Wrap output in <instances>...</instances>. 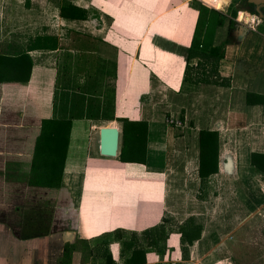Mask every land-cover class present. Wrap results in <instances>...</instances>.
I'll list each match as a JSON object with an SVG mask.
<instances>
[{
	"label": "crops",
	"instance_id": "0c3cea01",
	"mask_svg": "<svg viewBox=\"0 0 264 264\" xmlns=\"http://www.w3.org/2000/svg\"><path fill=\"white\" fill-rule=\"evenodd\" d=\"M24 1L27 6L31 3L34 7L37 2ZM53 1L57 4L54 7L58 13L54 14L56 19L49 23L30 22L28 29L39 27L43 31L33 35L29 44L23 47L18 41H14L15 46L20 47L14 56L5 60V70H2L0 60V264H57L63 246L73 242H76L77 249L72 253L71 264H81L82 239L89 240L118 227L141 231L159 223L163 202L167 204V197L150 196L152 202L145 198L146 181L149 177L159 180L164 170L173 167V179L177 177L186 183L185 172L190 171L192 159L198 157L200 129L215 130L218 133L220 171L225 156L230 155L231 162L224 165L226 172L241 171L240 175L246 172L247 178L254 186L258 182V192L262 197L260 204H264V180L260 178L264 177V174H257L250 162L253 152L264 154V20L257 27L243 24L241 21L247 20L248 16L240 11L244 18L237 19L240 21L230 26L234 37L223 42L224 55L216 64L217 74L229 81L228 85L221 86L193 83L183 79L187 63L186 56L183 55L184 48L190 45L193 36L200 8L198 5V10L194 8L192 12V6L185 7L189 3L188 0H173L170 7H163L161 3H154L149 7L145 0ZM63 1L82 9L85 17H62L59 13ZM226 1L222 8L228 4L229 0ZM96 11L101 14L100 17L94 16V19L87 20L88 14H94ZM181 11L186 12L187 16ZM257 16L261 20L264 18L260 14ZM168 24L173 31L170 39L175 43L169 45V50H165L166 44L153 43L151 35L167 38ZM260 27L261 32L258 30ZM37 35L56 37L57 48L28 50V45ZM223 43L218 42L215 36L213 45ZM73 50L80 53V58L85 63V66L79 68L84 69L81 71L82 76L75 75L67 79L68 75L65 74L59 81L60 74L67 65V59L64 60L63 56H67L66 53L71 55ZM21 52H26L32 62L26 82L16 80V61ZM82 54L95 55L94 63L97 59L99 62L102 59L110 60L113 67L110 72L106 68L103 72L96 67L87 72L85 68L90 69L91 61L87 63ZM22 59L27 66V60ZM115 60L120 66V73L117 70V87L121 82L122 89L124 88L120 99L129 111L132 109L128 106L135 102L136 98L138 100L140 96L151 92L152 100L167 99L165 102L170 104V110H165V114L161 111L163 107L156 106V101H152L149 108L137 105V110H132L136 113L135 118H131L133 121L147 123L144 163L121 162L115 160L117 156L104 158L99 154L98 147L97 153L88 150V144L92 145V138L96 133L98 136V132H94L101 127L98 124L109 121L104 118L114 113V93L112 85L107 84V78H111L116 72ZM197 61L198 58L193 57L189 59L188 64L195 66ZM89 73L93 74V77L98 73L106 76L107 82H101L100 86H107L106 89L97 86L95 94L90 89V83L95 80L83 77ZM82 88L86 105H105L106 110L110 107L106 117L89 119L79 115L78 111L64 109L66 97L81 95ZM59 91L62 92V105L58 108L56 94ZM160 94L162 96H159ZM81 97L77 99L83 106L85 101L81 100ZM163 97H166L165 100ZM74 99L72 98L71 107L78 110L73 104ZM119 109L121 108L117 107V112ZM169 112L176 123L175 126L167 124L164 119V115ZM70 115L71 130L61 175V187L50 188L31 183V176L28 175H31L33 169L28 167L32 162L41 120ZM192 131L194 135H188ZM151 152L155 158L162 159L164 170L147 163ZM92 154L99 158L97 163H92L95 156ZM128 170L135 176H129ZM82 172L86 175L90 173L95 178L89 179L85 176L84 182L81 179L80 184H76L75 174L80 175ZM160 185L161 182L153 181V191L159 190ZM89 186L102 195L91 197L90 208L82 213L84 199L90 195V192H87ZM174 188L178 190L177 186ZM115 189L116 192L121 190L123 193L131 189L137 190V195L132 196L129 202L135 205V208H120L114 214L112 205ZM64 190L71 193L72 204L76 201L74 210L71 207L64 208L67 206L65 202L56 200ZM252 196L249 198L252 199ZM154 203L163 205L150 208ZM51 211H54V217ZM73 211L76 213L71 216ZM128 211L130 213H127ZM67 214L68 217L65 216L67 218L63 220L61 215ZM67 219H71L70 227ZM202 237L204 232H201L198 240L201 241ZM198 240L187 247H193L194 251L195 246L200 243ZM110 250L113 258L118 260L119 244L111 243ZM169 252L170 250H167L161 256L154 252L147 253L146 264L167 262ZM84 264L90 263L86 261Z\"/></svg>",
	"mask_w": 264,
	"mask_h": 264
},
{
	"label": "rangeland",
	"instance_id": "374dc122",
	"mask_svg": "<svg viewBox=\"0 0 264 264\" xmlns=\"http://www.w3.org/2000/svg\"><path fill=\"white\" fill-rule=\"evenodd\" d=\"M172 1L173 0H145L147 6L149 7L150 6L152 7L154 3L155 4L161 3L160 5H162L163 7H170L171 3L173 5ZM188 1L189 3L186 4L185 7L192 6V12L194 8L198 10L197 5L201 4L208 8L219 10V12L222 13L225 22L219 28H215L216 30L214 32V38L216 36V40H218V42L221 43L225 42L228 39L230 40L234 37L231 32L232 30H230V26L228 25V19L230 17L229 14L230 11L228 7L230 6V4L232 5L234 4V7L238 8L236 12V16L234 18L236 23L240 21V20L237 21L238 13L240 11H243V13H245L244 15L248 16L247 20L241 21L243 24L253 25L257 27L258 24L261 23V18L257 16V14H250V12H248L246 8H244L243 4L239 3L241 0L238 1V3H235L234 0H229L228 4L223 8L222 6L225 3L221 2L220 0H195V1L188 0ZM55 5L57 4L53 0H37V2L35 3V7L33 6V4L31 5V3L27 6L24 0H2V3L0 4L1 7L0 60L2 64L1 65L2 70L3 69L5 70L6 67V66L3 67L5 60H8L11 56H14V54H16V51H18V47L20 46L23 47L26 44H29L31 37H33V35H36L38 32L43 31L40 30L39 27H35V29H31V28L28 29L27 25L30 24V22L39 21L41 23H44L48 21L49 23V22H53V20L56 19L54 14H58V13L54 8ZM141 10H143V8H141ZM181 12L183 14H186L187 16L186 12L184 11ZM100 15L101 14L97 11L94 14L89 13L87 20L94 19L95 17H100ZM184 20H186V17L184 18ZM261 28L262 27H260V29L258 28L260 32H261ZM166 30H167V35H166L167 38L160 37L159 35L157 36L154 34L151 35V41L157 45L166 44L164 46V49L169 50V45L172 46V44L175 42L172 41V39H170V36L172 35L173 32L170 28V25ZM151 32L150 34H152ZM15 40L18 41L19 45L20 44L21 45L15 46V42H14ZM66 55L67 56L65 55L63 56V59L64 60L67 59L68 67L66 65V68L62 70L63 72H61L60 74L61 77L59 78V81L62 79V75L65 76V74H67L68 75L67 79H68L74 77L75 75H81L82 73L81 71H84V69L79 70L80 66L82 67L85 66V63L80 58L82 56L80 55L79 52H75V50H73L71 55L69 53L68 54L66 53ZM82 55L85 56V60L87 63L91 61L89 62L91 63L89 64L90 69L85 68L87 72H90L91 69L95 67L96 69H100L103 72L105 71L106 68L107 71L110 72L111 67H113V63L110 60L102 59L99 62L97 59L96 60L97 62L94 63L96 57L95 55L93 54L92 55L82 54ZM119 67L120 66L118 65V61L115 60L114 63V68L116 70L115 75H112L111 78H107L108 81L107 84L108 86L112 85V90L114 93L113 116L115 117V119L113 121L110 119L109 121L111 122L106 121L104 124L99 123L98 126L115 125L122 130V124L124 122V119L133 120L131 118H135L136 113L132 110H137V105H140L145 108H149L152 106L151 104L152 101L157 102L156 106L160 105L161 107H163V110H161L162 114L164 113L165 110H170V104L168 102H165L167 100V99L165 100L166 97H163V100L165 101H161L158 99L152 100L153 98L152 92L143 95L144 97L140 96L138 100L136 98V101L135 102L133 101L128 106L129 108L132 109L131 111H129L130 109H127V107H125V104L123 106L120 96H121V92L124 91V88L122 89L121 82L119 84L118 81L119 85L117 87V77H119L117 74V70L120 73ZM95 76L96 77H93V74L91 75L89 73V75L84 74L83 77H85L87 80H93V79L95 80L94 83L93 81L90 83L91 86L90 89L95 94H97V86L100 87L103 82L106 83L107 81L105 80L106 76L101 75L100 73L96 74ZM125 80H124V84H125ZM106 87L107 86H105L104 88L100 87V89L104 90L106 89ZM83 91L84 88H82V92ZM61 96H62V92L59 91V93L56 94V107L58 108L59 106L62 105ZM77 96L78 95H74L72 97L75 99L80 97ZM159 96H162V94H160ZM109 99L110 97L108 96V100ZM81 100H84L86 104V98H81ZM74 101L75 100H73V102ZM79 101L80 100L74 103L78 107V109L86 107L91 111H97V109L99 108V106L94 104H87L81 107L82 103ZM121 105L123 108L121 107ZM117 107L121 108L119 109L118 112H117ZM110 110L111 109L109 107L108 110L99 112L100 113L99 115H106L107 112L109 113ZM171 110L173 111L172 107ZM58 111L59 113L61 112L60 110ZM72 111L76 112L77 110L73 109ZM171 114H173V112H171ZM164 119L166 120L167 124H170L172 121H174L173 117L170 116V112L164 115ZM98 130L99 129H96L94 132H98ZM96 135L92 138L93 139V142L91 143L92 145H90V143L88 144L89 145L88 150H92L93 153H97ZM188 135L193 136L194 131H192V133ZM39 146L36 151L37 152L36 156H38V158L35 157V159H39V160L41 159L43 160L45 158L48 159V157L45 156L43 150L39 148ZM143 150L145 153V147L143 148ZM94 155H93L94 160L92 159V163H97L98 161L97 159L99 158L96 156V154ZM115 160H118L117 157ZM147 163L149 165L151 164L152 167L154 168H161L164 170V167L162 166V164H164L162 162V159L155 158L152 155V152L150 158L147 160ZM190 166H191L190 171L185 172L186 174L184 175L186 176L185 178L187 179L186 183H184V180L182 179L179 180L177 177H174L173 179V172H175V170L173 171V167L172 168L169 167L168 169L164 170L159 180L149 177L150 180L147 179L146 181L147 194L145 198L151 200L152 202V198L150 196H155V197L157 196L159 198L160 197L162 198L163 196L167 197V204L165 205V202H163L164 206L162 208L163 210L161 215V219L163 217L168 218L167 225H170L173 231L172 233L169 234V237L167 239V246L170 250L169 252L170 254H168L167 256V260L171 261L172 264L176 262H179L180 264H264V204L262 205L260 204L262 202V197H260V193L258 192L259 189L257 188L260 187V184L257 182L256 186H254L253 182L249 178H247L246 172L242 174L243 177L242 175H240L241 171L238 173L235 171L229 173L225 172L222 164L221 166L222 171H220L219 168L216 174L208 178V182L206 186L200 187V181L197 174L198 157L192 159ZM28 168H30L31 170L33 169L31 175L28 176H31L30 177L31 183H35L36 179L39 180L38 175L40 170L37 165L36 166L34 165L33 167L32 164H30ZM41 170L44 171V168L42 167ZM127 172L130 173L129 176L131 177L135 176L131 174L132 171L128 170ZM85 176L89 177V179L95 178V176L91 175L90 173H87L86 175V173L82 172L80 175L75 174V178H74L75 183L80 184L81 179L84 182V179L86 178ZM260 178L261 180H264L263 176H261ZM153 181L161 182L159 190L153 191V187H152ZM89 185H91V183H89ZM175 186H177L178 189L177 191L176 188H174ZM87 189H88L87 192L89 191L90 195L88 194V196L85 197L84 199V203L82 205V213L86 212L90 208L89 205L91 204V197L94 198L96 196L99 197L100 195H102V193L99 194L98 192H95V190H93L94 188L90 186ZM118 189H120L119 184H118ZM262 191L264 193V189H262ZM135 195H137V190L131 189L130 191L128 192L124 191L123 193L121 192V190L120 192L119 190L118 192H116L115 189V192L113 193L114 203L112 205L114 209V214H116V211H118L120 208H127V209L135 208V205H131L129 203L130 198ZM249 196H252V199L251 197L249 198ZM71 198H72L71 193L69 194L67 191L64 190V193L59 194V199L56 200L58 201L62 200L63 203L65 202L67 206H65L64 208L71 207L74 210V207L76 208L77 203L76 201H73L72 204ZM118 199H122V201ZM56 200L54 201L56 202ZM157 203H154V205L150 206V208H157L163 205V204L157 205ZM59 209H61V206ZM50 213L51 215L53 214L52 216L54 217V211L53 212L51 211ZM75 213L73 211L71 216H74ZM127 213H130V211H128ZM68 215L69 214L61 215V218L64 220L65 218L68 217ZM189 216L194 217L195 222L201 225L202 228L201 232L202 233L204 232V237H202L201 241L198 240V242L200 243L199 245L195 246L196 249L194 251H192L194 249L193 247L191 246L184 247L181 244L179 239L180 237L176 232V228L179 226V224ZM59 217L60 216H58V218ZM69 220L71 223V219ZM69 220L68 219L66 220L68 226H69ZM137 232L140 233V231ZM212 235H214L215 237H212ZM172 250L175 251L171 252ZM59 258L60 256L58 257V259Z\"/></svg>",
	"mask_w": 264,
	"mask_h": 264
},
{
	"label": "trees",
	"instance_id": "16d2710c",
	"mask_svg": "<svg viewBox=\"0 0 264 264\" xmlns=\"http://www.w3.org/2000/svg\"><path fill=\"white\" fill-rule=\"evenodd\" d=\"M195 1V0H194ZM236 2V0H234ZM245 2V0L243 1ZM198 16L190 45L184 48L186 56V65L184 68L183 79L193 83H208L214 85L226 86L229 84L227 78H222L217 74L216 64L224 55L223 44L213 45L215 28L224 24V18L219 10L208 8L198 4ZM230 17L228 25L235 23L234 18L238 10L237 7L230 4L228 7ZM74 6L70 2L63 1L60 5V15L62 17L76 18L85 17L84 11ZM254 13V10L250 11ZM244 15L238 13L237 19H243ZM264 24V23H263ZM58 40L54 36L37 35L32 39L28 50L31 49H56ZM16 61L17 81L26 82L29 79L32 62L26 52H21ZM197 57L198 61L195 66L188 64L189 59ZM27 61V66L24 61ZM115 75V73L113 74ZM2 80V78H0ZM81 98H85L84 92H81ZM73 97H66L64 100L65 110H73L71 101ZM77 102V99H74ZM82 105V104H81ZM86 104L83 103V106ZM82 107V106H81ZM72 108V109H71ZM78 113L89 119H100L106 117L99 115L101 111H106L105 105L99 107L97 111H91L84 107L79 108ZM73 112V111H72ZM78 115V114H77ZM107 120H114L115 117L107 116ZM175 122L170 123L175 126ZM71 130V115L69 117L44 118L41 120L40 132L36 138L34 153L31 164L42 167L44 171L39 172L35 183L37 185H46L50 188L61 187V175L63 172L66 151L69 142ZM147 123L145 121H133L124 119L121 130V147L117 159L121 162H138L144 163L145 153L143 148L146 144ZM41 142V143H40ZM40 145V146H39ZM41 148L48 159L38 158L37 148ZM218 133L215 130L200 129L198 132V168L197 174L200 181V187L206 186L208 178L219 170V152H218ZM38 162V163H37ZM251 164L255 172L259 175L264 174V154H251ZM168 218H162L161 221L151 227L145 228L138 233L136 230L125 228H115L103 232L89 240H81L82 259L81 264L86 261L90 264H146V254L154 252L157 255H164L167 250V239L172 233V228L167 225ZM201 225L196 223L193 216H189L176 228L180 235L181 244L186 247L198 240L201 235ZM212 237H215L212 235ZM215 239V238H214ZM216 240V239H215ZM119 244V259L115 260L110 250L111 243ZM77 249L76 242L67 243L63 247L62 256L57 264H71L72 253ZM155 264H172L171 262L158 261ZM174 264H180L176 262Z\"/></svg>",
	"mask_w": 264,
	"mask_h": 264
},
{
	"label": "water",
	"instance_id": "95a60500",
	"mask_svg": "<svg viewBox=\"0 0 264 264\" xmlns=\"http://www.w3.org/2000/svg\"><path fill=\"white\" fill-rule=\"evenodd\" d=\"M249 2L259 4L262 3L263 0H249ZM97 147L98 152L102 157H116L121 147V129L115 125L101 126L98 130ZM230 160V155H226L223 163V168L224 165H228L229 162H231Z\"/></svg>",
	"mask_w": 264,
	"mask_h": 264
},
{
	"label": "flooded vegetation",
	"instance_id": "af4514ba",
	"mask_svg": "<svg viewBox=\"0 0 264 264\" xmlns=\"http://www.w3.org/2000/svg\"><path fill=\"white\" fill-rule=\"evenodd\" d=\"M238 1H240V0H236L235 3H238ZM243 1L244 0H241L239 3H242L244 8H246V10L248 12H250L251 10H254V13H256L257 15L260 14V15L264 16V0L262 3H259V4L249 2V0H245V2H243ZM254 13L250 12V14H254ZM263 20H264V18L262 17L261 23L263 22Z\"/></svg>",
	"mask_w": 264,
	"mask_h": 264
},
{
	"label": "bare ground",
	"instance_id": "6f19581e",
	"mask_svg": "<svg viewBox=\"0 0 264 264\" xmlns=\"http://www.w3.org/2000/svg\"><path fill=\"white\" fill-rule=\"evenodd\" d=\"M220 1L223 2V3L226 2V0H220Z\"/></svg>",
	"mask_w": 264,
	"mask_h": 264
}]
</instances>
